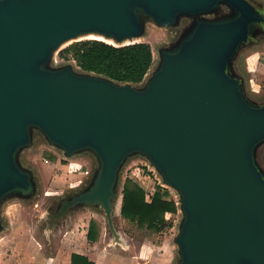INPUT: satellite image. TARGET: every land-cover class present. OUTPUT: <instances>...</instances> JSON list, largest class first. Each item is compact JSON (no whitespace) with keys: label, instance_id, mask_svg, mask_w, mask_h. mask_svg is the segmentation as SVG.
<instances>
[{"label":"water","instance_id":"obj_1","mask_svg":"<svg viewBox=\"0 0 264 264\" xmlns=\"http://www.w3.org/2000/svg\"><path fill=\"white\" fill-rule=\"evenodd\" d=\"M219 1L233 15L197 20L176 50L161 51L142 88L70 65L46 67L81 34L115 46L145 42L130 41L143 33L139 13L167 25ZM257 26L264 32V9L251 0H0V200L32 190L15 158L32 127L66 154L90 149L98 160L92 182L51 217L75 204L99 208L113 239L104 250L125 255L138 241L115 227L123 189L117 172L140 152L160 173V186L178 196L169 264L175 252L177 264H264V173L254 159L264 141V103L251 102L243 77L228 70Z\"/></svg>","mask_w":264,"mask_h":264},{"label":"rangeland","instance_id":"obj_2","mask_svg":"<svg viewBox=\"0 0 264 264\" xmlns=\"http://www.w3.org/2000/svg\"><path fill=\"white\" fill-rule=\"evenodd\" d=\"M251 1L259 9H264V0ZM233 13V9L222 1L207 12L179 14L174 23L167 25L157 24L139 13L143 22V33L130 41L147 42L152 52V63L144 78L133 83V86L142 88L145 85V81L159 65L161 51L176 50L197 20H217L232 16ZM259 30L261 28L255 27L254 33H258L255 34V40L240 46L228 67L230 72L243 77L245 96L256 104L264 103V54H256L250 60L253 87L258 89L255 94L246 82L248 74L243 69V63L247 52L253 48L264 47V32ZM94 36L90 33L81 34L63 42L52 53L46 67L55 69L70 65L74 71L89 72L80 68L69 53H63V49L75 41ZM128 42L129 40H124L122 43ZM15 158L19 166L30 173L33 187L26 194L11 192L0 200V257L2 256L0 264H22L21 261L25 259L36 263L44 261V258L47 261L43 264H64L67 256L76 251L92 258L101 255L100 248L113 242V239H110L111 233L105 231L102 210L86 204H75L58 218L51 217L63 200L87 188L92 182L98 168L95 154L87 148L66 154L61 148L49 144L40 131L32 127L30 143L19 148ZM254 159L264 173V141L255 147ZM126 178L140 185L147 199L156 185L160 186L162 182L158 170L150 163L148 157L140 152H132L125 157L117 172L116 188L121 190ZM165 188L169 191V198L178 199L176 193L174 194L168 187ZM180 218L181 214L177 211L167 214L170 225L154 233L119 216H114V223L117 229L127 233L132 240L141 239L159 251L164 246L165 238L173 237L177 232ZM90 220L95 224L97 237L95 241H90L86 237ZM49 257L52 259L48 260ZM176 262L175 252L174 264H177ZM105 264L112 262L105 261Z\"/></svg>","mask_w":264,"mask_h":264},{"label":"trees","instance_id":"obj_3","mask_svg":"<svg viewBox=\"0 0 264 264\" xmlns=\"http://www.w3.org/2000/svg\"><path fill=\"white\" fill-rule=\"evenodd\" d=\"M76 64L86 71L102 74L117 81L139 82L152 62V52L147 42L115 46L97 39L75 41L63 49ZM176 211L171 198L163 196L160 186L147 199L144 189L126 178L122 191L121 215L125 221L135 223L151 232L162 231L170 224L167 214ZM88 240L96 238L94 221L90 220L86 232ZM70 264H94L86 255L73 252Z\"/></svg>","mask_w":264,"mask_h":264},{"label":"crops","instance_id":"obj_4","mask_svg":"<svg viewBox=\"0 0 264 264\" xmlns=\"http://www.w3.org/2000/svg\"><path fill=\"white\" fill-rule=\"evenodd\" d=\"M264 54V47L261 49L254 48L250 52H248L244 58V68L248 74V84L251 87L252 90L258 91L255 87H253V82H252V76H251V69H250V60L252 56L256 54ZM161 192L163 196L169 198V191L164 188L160 187ZM155 191V190H154ZM153 191V192H154ZM152 193H150L149 196H151ZM120 218L123 219L122 215H120ZM124 220V219H123ZM88 229V228H87ZM121 233V231H120ZM154 233V232H152ZM125 236L130 237L127 233L123 232ZM97 237L95 238V240ZM92 240V241H95ZM96 244L98 245L97 241ZM128 246V242L126 243ZM173 250L174 247L172 243L170 242V237L165 238L164 240V246L162 247L161 250L157 251L155 250L154 247H151L147 245L143 240H139L137 242V245L133 250H130L127 252L125 255H121V249L116 251V252H111V251H105L103 247L100 248V253L101 255H96L94 258L87 256V258L91 261L94 262V264H105V261L108 263L112 264H144V263H150V264H169L171 262V259L173 257ZM77 252V251H76ZM80 253V252H77ZM14 255V254H13ZM104 256V257H102ZM2 256L0 257V259ZM92 258V259H91ZM52 258L49 257L48 260H51ZM108 260V261H107ZM45 261H47L46 258H44V261H37L36 263L30 262L29 259L22 260V264H43ZM2 262H6L5 260H2ZM64 264H70V255L67 256L66 260L64 261Z\"/></svg>","mask_w":264,"mask_h":264},{"label":"bare ground","instance_id":"obj_5","mask_svg":"<svg viewBox=\"0 0 264 264\" xmlns=\"http://www.w3.org/2000/svg\"><path fill=\"white\" fill-rule=\"evenodd\" d=\"M94 37H96V38H98V39H103V38L101 37V35H97V36H94Z\"/></svg>","mask_w":264,"mask_h":264}]
</instances>
